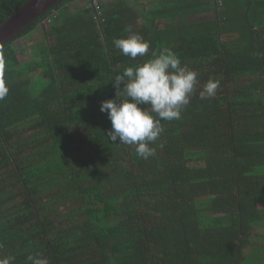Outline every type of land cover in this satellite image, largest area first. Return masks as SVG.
Masks as SVG:
<instances>
[{
    "label": "trees",
    "instance_id": "16d2710c",
    "mask_svg": "<svg viewBox=\"0 0 264 264\" xmlns=\"http://www.w3.org/2000/svg\"><path fill=\"white\" fill-rule=\"evenodd\" d=\"M31 0H0V27ZM63 0L0 48V256L26 264H264V0ZM60 16L49 26L53 10ZM150 41L135 60L113 44ZM36 40L28 62L17 41ZM171 48L198 72L155 155L108 138L115 76ZM259 53V54H258ZM212 78L216 95L199 98ZM262 257L252 262L253 255Z\"/></svg>",
    "mask_w": 264,
    "mask_h": 264
},
{
    "label": "clouds",
    "instance_id": "9594fccd",
    "mask_svg": "<svg viewBox=\"0 0 264 264\" xmlns=\"http://www.w3.org/2000/svg\"><path fill=\"white\" fill-rule=\"evenodd\" d=\"M59 16L58 10L54 9L44 19L43 26H49L52 18ZM126 31L129 33L126 37L113 40L115 48L133 60L147 56L150 41L131 28ZM4 68V61L0 58V101L10 92ZM198 75L188 64H182L171 48L153 50L151 57L142 63L127 66L115 76V98L101 102V112L106 113L111 121L108 138L114 143L135 146L137 155L145 160L154 156L153 145L163 132L161 121L181 118L182 111L197 92ZM219 84L218 80L209 78L199 90V98L215 97ZM0 264H15V257L0 256ZM26 264H50V261L43 252H35L27 255Z\"/></svg>",
    "mask_w": 264,
    "mask_h": 264
},
{
    "label": "water",
    "instance_id": "95a60500",
    "mask_svg": "<svg viewBox=\"0 0 264 264\" xmlns=\"http://www.w3.org/2000/svg\"><path fill=\"white\" fill-rule=\"evenodd\" d=\"M63 0H31L0 27V48L5 46L20 31L42 17L48 10Z\"/></svg>",
    "mask_w": 264,
    "mask_h": 264
},
{
    "label": "rangeland",
    "instance_id": "374dc122",
    "mask_svg": "<svg viewBox=\"0 0 264 264\" xmlns=\"http://www.w3.org/2000/svg\"><path fill=\"white\" fill-rule=\"evenodd\" d=\"M37 40V39H36ZM32 41L31 39L29 41H17L16 42V48L20 50V58L25 63L28 62L29 59H32L31 57H38V54H35L37 43L38 41ZM261 208H264V203L260 204ZM253 241L254 244L258 247L264 248V230L263 229H257L256 232H254L253 236L250 238V242ZM264 255V254H263ZM262 256L259 254H254L252 257V262L257 263V260H259Z\"/></svg>",
    "mask_w": 264,
    "mask_h": 264
},
{
    "label": "built area",
    "instance_id": "2783aa9c",
    "mask_svg": "<svg viewBox=\"0 0 264 264\" xmlns=\"http://www.w3.org/2000/svg\"><path fill=\"white\" fill-rule=\"evenodd\" d=\"M85 6L88 9H92L93 11L96 12L95 14V18H97L98 20H103V12H102V6H101V0H83ZM219 5H222V0H217Z\"/></svg>",
    "mask_w": 264,
    "mask_h": 264
}]
</instances>
